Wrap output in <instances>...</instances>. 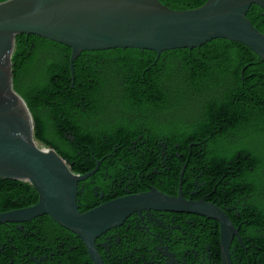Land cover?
<instances>
[{"label": "trees", "instance_id": "16d2710c", "mask_svg": "<svg viewBox=\"0 0 264 264\" xmlns=\"http://www.w3.org/2000/svg\"><path fill=\"white\" fill-rule=\"evenodd\" d=\"M159 1L174 11H189L208 0ZM248 18L264 34V9L252 6ZM71 54L64 45L20 35L11 72L14 91L32 116L35 140L70 164L77 162L75 174L94 169L95 160L134 133L150 149L166 135L173 147L200 143L216 151L210 158L216 163L235 162L243 152L252 155L254 164L264 163V62L249 47L219 39L193 50L167 51L159 58L135 49L84 52L74 64V88ZM106 108L114 110L112 118L103 117ZM166 114L171 116L164 120ZM224 119L228 127L221 125ZM219 126L226 130L219 132ZM228 133L236 139L221 138ZM83 151L89 161L94 154L92 165L83 159ZM84 163L86 171L80 169ZM38 200L30 184L0 178V213L32 207ZM80 210L85 212L82 206ZM40 222L43 237H75L88 259L84 244L49 216L25 226ZM15 231L14 224L0 225V264H23L28 239Z\"/></svg>", "mask_w": 264, "mask_h": 264}, {"label": "water", "instance_id": "95a60500", "mask_svg": "<svg viewBox=\"0 0 264 264\" xmlns=\"http://www.w3.org/2000/svg\"><path fill=\"white\" fill-rule=\"evenodd\" d=\"M264 0H208L198 9L174 11L159 0H9L0 4V178L30 184L38 193L32 207L0 213V225H23L49 216L83 242L93 264H106L96 241L134 214L187 212L221 226L222 264H233L231 244L239 236L230 220L210 205L167 196L153 189L80 212L79 185L95 175L75 174L73 164L37 142L33 119L14 91L12 57L16 37L36 36L71 49L74 64L84 52L135 49L158 54L193 50L214 40L249 47L264 62V34L248 18ZM22 230V227H19Z\"/></svg>", "mask_w": 264, "mask_h": 264}, {"label": "flooded vegetation", "instance_id": "af4514ba", "mask_svg": "<svg viewBox=\"0 0 264 264\" xmlns=\"http://www.w3.org/2000/svg\"><path fill=\"white\" fill-rule=\"evenodd\" d=\"M109 78L114 81L116 77L111 73ZM113 111L106 108L103 117L112 118ZM168 116L171 114L163 119ZM220 123L230 124L227 119ZM225 130L218 129L221 133ZM220 136L236 139L232 133ZM157 140L155 148L150 149L143 136H123L101 160H95L92 154L89 161V154L83 151L89 166L93 159L95 168L101 163L98 172L80 184L83 198L78 205L85 210L82 213L153 189L170 197L182 195L186 201L218 209L238 230L239 236L231 244L233 264H264V163L254 164L249 152L238 151L235 162L216 163L210 160L216 151L200 143L173 147L166 135ZM106 147L110 148V142ZM80 169L86 171L88 165L84 163ZM33 221L14 224L15 232L28 239L23 264H93L88 253V259L82 254L75 237L65 234L45 238L40 232L41 222L25 226ZM96 247L106 264H222L220 224L187 212L134 214L123 226L101 236Z\"/></svg>", "mask_w": 264, "mask_h": 264}]
</instances>
